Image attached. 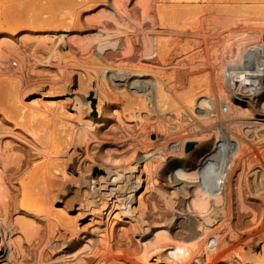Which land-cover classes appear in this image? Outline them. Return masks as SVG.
<instances>
[{
	"label": "bare ground",
	"instance_id": "obj_1",
	"mask_svg": "<svg viewBox=\"0 0 264 264\" xmlns=\"http://www.w3.org/2000/svg\"><path fill=\"white\" fill-rule=\"evenodd\" d=\"M89 1L90 0H88V2ZM101 1L100 2L96 1L99 3L96 2L93 3L92 0L89 3L82 1L81 2L76 1L77 3L76 2L70 3L64 1L62 4L58 3L57 5L52 2L46 3L45 0V3H37V4L38 7L40 6L39 8L42 11L43 9L46 8L45 11L46 15L44 14L45 16H43L42 14L41 15L37 14L38 15L37 16L36 13L39 10L37 9V6L35 7L37 9L36 13L31 12V9L27 10V8H29L30 6L31 7L35 6L33 5L34 3L32 5L27 6L25 1L21 0L19 1L22 2L20 4L26 5V7L23 5L24 11L27 10L29 13H33V14L29 15V13L26 12L27 14L25 15V19L23 16L24 25L22 23H19L20 25L22 24L23 26H19L18 24L16 30L18 29V27L21 28L17 32H14L15 31L14 28L12 29L14 30L13 32L2 31V28H0L1 29L0 47L2 48L0 49V53H1L0 66H3V63L12 64V62L15 61L18 64V65L16 64V66H19L20 70L23 71V69L27 65V62L29 65L31 59L35 60V58H32L30 56L29 58H27V56L29 54H32L33 51H34L33 54L36 57V59L41 60L39 59V56L40 58L44 57V56L41 57L43 54L41 52L49 51L50 50L49 48L51 46L49 47L46 40L37 37L38 31L36 29L38 28L50 29L51 26L53 27V23L59 22L56 19L58 18L60 20L61 19L63 20L59 22L60 23L59 26L65 29L62 32L61 30L58 31L59 33H57V31H54L53 29L52 30L54 31V34L57 35L58 38L63 41L64 44L63 46L69 44L67 47L71 51V53L74 52L75 55L80 53L78 57H80L81 59L95 57L97 58L96 60H99L98 63L101 62L100 64H102V67L105 66L106 69L109 67L113 68V67H119L125 65L128 68H131L130 71L132 72L131 74H128L130 76L124 75L123 77H120L122 83L119 82L118 80L116 81L115 79L116 84L114 85L113 82L111 84L112 86H109L106 83H101L102 81H99L100 84H97L95 86L96 88L90 86L89 84L88 86L85 84L88 90L83 88L85 86L81 87L87 91L86 93L88 92L90 93L87 99V105H91L90 109L93 108V111L96 114L94 115L97 116L95 120H93L92 117L90 116L93 121L90 118L85 119L86 112L80 110L81 109L80 106H78L79 108L77 107L78 110L80 111H77L78 114L76 113L77 114L76 116L75 113L74 114L72 113L73 115L70 114V111L67 108L69 104L67 103L68 101L67 102L65 101V99H64L65 101L64 104H68V105L61 104V102L59 101L60 105L50 106L48 101L47 103L46 101H43L42 97L41 98L37 97V99L34 100L32 104L30 103V106H28V108L25 110L24 108L27 107V104L23 103V101L20 100L19 103L22 102L21 104H24V106L15 105L17 106L16 111L15 109L14 111H12L11 107L9 108L8 106L5 105V103L0 102V264H162V261L165 260V258L161 261V257L162 255L166 256L165 253H168V255L175 256L177 259L180 260L182 257L186 255L185 250L178 248L180 242L178 243L176 240L171 241L172 236H169L171 239L170 238L168 239L167 237V240H170L172 245L174 242H177L178 243V244L176 243L177 246L173 245L174 247L167 248L165 244L167 240L165 239L166 240L165 243L164 241L161 242V244L164 243L165 246L160 245L157 247L155 246V248L153 249L151 248V250L150 248L146 249V251L144 252L147 253L143 255L142 262H139L138 257H140L141 255V247L144 246V244L146 243H142L141 242L142 240L136 239L137 237L135 238V236L138 233L139 229L140 230L145 229V228H141L143 227L141 225L142 224L144 225L145 222V227H146L147 225L146 222L148 219L150 220V221L148 220V222H151L152 224L151 214L153 211H155L154 210L155 205L156 206L159 205L158 203L160 202L158 201L163 200L162 203L167 202L164 200H165V196L170 194L168 191L170 190L172 191V193L170 194L171 196L172 194L177 195L176 193L177 190H182L179 192L185 193L186 196L184 195V197L186 198L183 199L184 197L182 193L183 198L182 197L181 198L183 199L182 201L183 204H180L181 211H178L177 213L173 212L176 215L175 217L170 216L171 217L170 219L173 218L176 219V221L181 222L179 223L182 225L180 226V228H182L184 231L180 230V232L183 231L182 234L183 240H186L184 241L183 244H185V242L187 241L194 242L197 239L199 241V238L201 236L203 237L205 228L202 223V217H203L202 212L201 211L198 212L197 210L194 211L193 208H192L193 210L189 209V207L192 206V203L194 201H196L195 203H198L197 201H199V196L195 191L197 189L196 187H198L197 186L198 183L194 184L193 181H190L189 178L191 173L184 172L185 170L189 172L195 171V174L197 175H198L197 172L199 170L207 171L206 174L209 178H211V180H208V178L206 177L205 180L203 179L205 184L201 180L202 181L201 184L202 185L204 184L207 189L210 188L212 184L214 188H216L215 185L217 186L219 185L218 188L219 189L221 188L220 190H222L220 192L221 195L219 194L218 197L214 200V202L211 201L213 202L212 204H210V200L208 201L209 202L208 204H210V206L213 205V211L215 213L217 212L215 210H217L218 208L220 211V213L219 211L218 213L221 214L222 212V214H224V210L226 209L224 206V202H225L224 199H227L225 198L227 196L229 198L228 201H229L230 216L228 217H230L231 225L228 224L229 221L228 223L225 224H228L230 226L229 229L230 231L226 233L227 235L226 234L222 235L223 233L221 234L222 236L220 235V242H219L220 247L217 249L218 251L217 253L221 254V255L219 254L220 256L227 258L222 260V263L220 264H251L250 260H252L253 258L254 259L252 262L254 263L255 261H257L256 263H258V260H261L264 263L263 260L264 258V196L262 198L255 195L258 192L259 188L264 190V156L260 155V153L258 152H255L256 149H253V147H252L253 150L251 149L250 154H248L249 150L247 152V148H249V144L251 142L248 141L250 143H247V141L244 140L245 138H243L241 133L238 131L235 134L236 136L232 138L231 147L226 148L227 156L225 159L227 161L222 160L225 164L218 163L217 165V161L214 162L216 163V167L219 166L217 167L219 168V170H217V168L214 169L216 170L215 172L212 170L211 162H210L211 157L208 158V160L205 161L202 164V166H199L201 156H203V153L206 152L209 143L213 141L212 139L214 137L210 134V131H208V133L205 132V134L204 131L197 132V130L199 129L198 127H197L198 129L196 130L197 133L196 134L194 133L192 135L191 133H193L194 128L193 130H190L189 129L190 125L188 126L190 135H188L189 133L186 134L184 130L185 128L183 129V125H184L182 123L183 118H180L181 113L183 114L185 110L187 111V109H189L190 106L192 107L191 109L194 108L193 107L194 105L192 103L195 102L196 97L202 96L203 93L204 95H207L206 98L209 99V100L207 99V101H210L209 104L211 103L209 109L212 107L210 109V113L211 114L213 113L214 116L220 115V113H218L220 109L219 101L222 100V102L225 101L228 104L229 106L228 108L231 111V113L234 112L235 114L238 111V109H240L247 113H249L250 111L251 113L255 114L257 117H264V110L259 111L258 109L254 110L252 108V106L257 105L255 103L258 98L264 99V94L261 95L257 94L254 95V97L252 96L253 98H249L246 97V95L243 94L242 91L237 92L238 90L236 91L234 90L235 92H237V94L235 93V95H229L230 92L227 91L228 92L227 94V92L223 89L224 88L223 84H221L220 81L218 82V78L222 74L221 65L224 63V59L221 58V54L225 52L224 48L230 46L229 45L231 43L230 41H234L233 38L235 36H238L239 34L242 35L250 31L253 32L252 31L253 28L250 27L251 26L250 24L252 23L251 20L253 19L250 13L252 14L257 13V15L255 14L256 16H258V14L260 15L261 12H264V6H263L264 3L260 4L261 2L260 0L259 3L258 2H256L257 4L255 3L256 5L252 3L253 0H158L157 3L155 4L152 3L154 6H148L146 4L147 6L142 5L144 6L142 7L140 5H136V6L118 5L116 3L117 1L114 2L116 4H112L113 3L112 1L115 0L112 1L110 0L112 3L110 4L108 3L109 5L106 2H101ZM120 2L118 3L120 4ZM122 3L124 4V2ZM247 3L250 4L252 3V4L250 6H247L248 5ZM22 5L18 6L17 4L18 6L17 8H20ZM15 6L12 5V7ZM35 8L32 7V11ZM77 8H79V10L76 13ZM80 8L84 9L82 13L81 12L79 13V11L82 10ZM20 9H22V7ZM42 11L39 12L42 13ZM21 12L20 15H22ZM83 14H86L85 15L86 20L89 19L91 21L87 20L89 22H86L85 24H83V22H85L83 21L82 24L84 26H82V24L79 25L78 24L79 21H77L76 24L75 17H77V20H79L78 19V15H79L80 20L82 21L83 19H81V16L84 17ZM261 14L264 15L263 13ZM27 15L32 16V18L28 17L26 20ZM261 16H259L258 18L260 19ZM29 18L31 19V22ZM258 18L254 17L253 21H256L255 19ZM8 19L9 18L7 17V22ZM18 19H20L19 16ZM54 19L56 20V22H54ZM259 21L262 22L261 20ZM15 23L16 22H14V25H16ZM2 25L3 24H1V26ZM78 25L80 27H85L83 28L84 30L77 31L75 27H77ZM2 27L4 28V26ZM255 30L256 29H254V32ZM41 31L43 32V30ZM42 32H40L39 35H41ZM82 32H83L82 41L78 42L77 39L78 37H72L75 34L81 35ZM260 34L262 33L260 32ZM84 39L86 41H83ZM32 46H34L35 48L34 47L32 48ZM24 48H26V50ZM30 48L36 50L32 51L31 49V52H29ZM77 49L79 50V52L75 53L78 51ZM230 49L232 48L230 47ZM59 50H56L57 54ZM26 51L29 52L28 55L26 54L27 53ZM235 51L237 52V50ZM234 52H230V54L228 53L229 55L226 56H230ZM51 53L53 52H49L48 54ZM35 54H38L39 56ZM236 54H234V56H236L235 60H237L238 58V55ZM249 56L250 54L248 55V57ZM222 57L224 58V56ZM219 58L222 59V60L220 59V63L218 62ZM251 58L253 59L254 57ZM47 59H49V57ZM254 59L256 60V58ZM37 60H35V62ZM43 60L45 61V59ZM239 60L240 59H238L237 60L238 62L236 63H240ZM54 61L56 63V60ZM93 61L95 60L93 59ZM11 64L10 66L12 67ZM41 64H45V63H41ZM7 65L5 68V64H4L3 67L5 69H2L3 72L10 69V66ZM30 65L32 66V64ZM240 65L241 64H239V66ZM58 66L60 67L61 65ZM254 66L255 64L251 63V65L246 66L244 69L249 68L255 71L256 69H254ZM88 67L87 69H89ZM17 68L18 67H16V71L17 72L20 71L19 69L17 70ZM27 68L28 67H26L25 69ZM64 68L63 71H60L61 69L59 71L63 73ZM87 69L85 68V70ZM106 69L104 70L106 71ZM29 70L31 71V68ZM2 71H0L1 75H2ZM22 71H21L22 75L26 73L24 72L25 70L23 72ZM9 72H11V70H9ZM8 73H4V74H8ZM37 73L35 72L36 76ZM46 73H47V69H46ZM62 73L60 74L63 75L66 73V71L63 74ZM21 74L19 72L18 76ZM39 74L42 75L43 73L39 72ZM66 74H68V72ZM13 75L15 74H12V76ZM6 76L9 77V74ZM6 76L4 75L5 82H6ZM82 76H78V77L81 78ZM93 76L95 75L93 74ZM223 76L224 75H222L221 77ZM42 77L43 75L40 76L39 78ZM22 78L23 77H21V79ZM24 78L26 77L24 76ZM9 79L11 78L9 77ZM26 79L24 81H26ZM14 80L15 77L11 79L12 82ZM85 80L82 81L86 82ZM47 81L49 82V80ZM117 82L121 83V85L119 84L117 85ZM18 83L16 87L14 85H11V87L14 86L16 88L12 90V92L16 90L15 94L16 96L19 97V99H21L24 94L27 95L26 93L32 92V91H26L29 89V88L26 89L27 88L26 85L23 84L18 85ZM96 83L98 82L96 81ZM236 83L238 84V82ZM51 84H53V82H51ZM241 84H239L240 85L239 87H241ZM8 86H10V84ZM8 86H6L7 91L9 90L8 88H10L11 90V87ZM37 86H39V84L38 85L36 84V87ZM54 86L55 85L53 84L50 89L53 90ZM33 87L36 88L35 86L32 85L31 88L33 89ZM79 87L80 86H78V89ZM60 89L58 90V88L56 89L55 87L53 91L54 92L59 91L60 93L62 91V88ZM240 89L243 90V88ZM80 90L82 93L83 92L82 89ZM231 91H233V89ZM51 92L52 91H50V94ZM122 92L123 93L125 92L126 94L131 93L130 95L132 96L133 94L134 97H135L134 94H136V96L139 95L140 97H146V98L149 96L150 97L153 96L154 98L153 97L152 98L155 99L156 101V105H157L156 107L159 109V110L157 109L158 110L157 113H159L160 111L163 117L159 116L161 118L158 117L157 122L156 119L154 118L156 123H154L153 125H151L152 121H150L149 124L147 121H146L147 123L142 122L144 119L150 120V118H146V117L149 116L148 113L150 114V112H152L153 105L141 100L142 102H139L140 106L139 105L138 106L140 107V109L145 110L148 116H145L143 120L141 119L142 121L141 120L138 121L139 123L138 126H140L138 127V129L142 131L138 133L136 119H138L137 114L140 113V111L137 112V114H135V112L132 111L131 108H133L132 106H134L133 103L135 101L133 99L134 102L131 101L130 103V99H132L133 97L131 98L129 97L130 95H124V94L120 95ZM83 94L85 95V92H83ZM251 95H253V92ZM41 96L47 98L46 93ZM202 99L204 100V98ZM196 101H200V100L198 99ZM16 102L18 101L16 100ZM202 102H200V104H202ZM206 102L204 100V103ZM203 105L206 107L205 104ZM191 109H190L191 113L190 112L188 113H190V115L193 114L196 119L195 115L197 113L195 114ZM11 112L14 113L15 116ZM125 112H127L128 115ZM123 113L127 115V118L129 116V119H131V116L137 117L135 119L136 121H130L129 119L126 120V116ZM226 113L229 112H227L226 110ZM10 114L13 115L14 117L12 116L10 117ZM140 115L139 118H142L140 117ZM72 116L75 117L71 118ZM16 117L20 119L19 120L17 118L20 122L18 123L16 122ZM200 117L202 118L201 115ZM11 118L12 119L15 118V119L12 121ZM187 118L189 121V117ZM56 119L58 122H56ZM59 119L65 123L63 124ZM202 121H204L203 118ZM59 122H61L60 123L61 125L59 124ZM55 123H58L59 125ZM77 123L78 124L81 123V125L83 124L82 127L93 129L91 135L89 134L90 130L88 131V133H85L86 138L88 136L87 134H89L90 135L89 137L92 138V139L90 138V140H93L95 138L100 139L99 143L98 142L97 143L99 144V146L101 145L103 149H107L108 151L107 153L105 152L106 156L104 152H103L104 155L100 154L103 156L102 157L103 159L99 157V154L97 156L98 157L97 159L101 158L102 160L106 161L105 163H107V167L109 163V167H108L109 169L107 170H110L109 173L110 174L112 173V175H110L109 180L108 179L107 180L113 183L114 188H109L108 193L109 194L113 193L114 196H112L111 198L109 197L110 199L107 202L105 200L107 198H105L104 196L108 197L109 194L107 195L103 193L104 191L101 192L103 193V197L105 199L100 201V203L101 202L103 203L99 209L93 207L89 208V205H87L88 201H86L87 203H85L84 194L86 192L81 189V186H83L84 182H82L83 184L80 182L83 179L80 180V178L74 172H72L71 170L72 168L70 166V161H71L70 159L73 156V152L69 151L70 152V154L68 152L69 157L67 156L66 149L70 147L69 145L71 143H69L70 142L69 140L71 139V137L73 138L74 136V135L72 136V131H74L73 126ZM203 123L205 124V122ZM55 125L56 127L58 125V128L54 127ZM60 126L62 127L64 126V128L61 127L60 130H58ZM74 127H76V125ZM78 127H80V125ZM170 127L176 128V132L178 134L174 135L173 133H170L171 130H169L170 132L168 131ZM81 128L78 129L79 131L77 134L81 133L80 132ZM152 131L154 132L151 133ZM135 132L136 134L138 133L137 135L141 134L142 138L141 139L136 138ZM161 133H165L164 135L165 137H163L164 139H161L160 137ZM245 134L244 136H247ZM80 135H82V139H84L83 141L85 142V138H84L85 136H83L84 134H80ZM253 136L257 140H259L262 134H260V132L255 131ZM78 138L80 139L81 136L80 137L78 136ZM78 138H76V140ZM151 138L152 140H150ZM247 138H249V136H247ZM79 139L77 141H81V139L80 140ZM83 141H81L82 145H83ZM189 142H192L194 147L186 151L185 146L188 145ZM72 146L74 145L72 144L71 147ZM95 146L96 144H94V147L92 146L91 148L93 151L96 149L98 150L99 148V147L97 148V146L95 148ZM171 147L173 149L175 148L176 151L172 150ZM75 148L76 147L74 148L72 147V151H74V153L76 152ZM88 149H89V145H88ZM112 149L114 152L112 151ZM92 150L90 152L88 150L86 151L92 153ZM61 152L62 153L66 152V156L68 158L66 157L67 159L63 158L65 160H61L60 157L63 155L58 157V155H60ZM96 152L98 153V151ZM99 152L102 153V149L99 150ZM183 152H185L184 155ZM97 153H95V155ZM160 161L164 162L165 165L163 163V168L161 170H158L156 165ZM229 162L231 163V169H232L231 172L229 171L230 172L229 178L227 179L225 177L227 180L226 179L221 180V178L217 179L216 177L219 176L222 169L224 170L226 169L227 164ZM102 163L104 162L102 161ZM105 163L104 165H106ZM160 163L158 167L161 166ZM126 170L128 171V174H126ZM249 170L250 172L251 171L253 172L252 173L253 176L251 175L250 177H248ZM124 171L126 175L123 173ZM156 172L159 173L160 176L162 175L163 178L164 177L167 178L166 182L163 181L165 183L160 181L161 183H163V186L166 188L167 193L165 195L164 192L165 189H164L163 191L164 193H159V195L161 194V197L164 196V198L163 199L161 198L162 200L153 201L154 203L158 202L155 203V205H153L154 203L151 202L152 204L151 205L150 203L148 204L147 200L148 198L149 199L151 198L150 201H152L151 195L154 196L153 191H155L156 193L157 190H161V191L163 190L161 189V187L158 188L155 187L158 186V184L161 185L157 181L156 182L158 184L156 185L154 181L155 180L154 178H156L154 174ZM121 173H123L125 176L127 175L129 176L127 177V179L130 178L129 184L127 182L126 184L125 183L119 184L120 182L119 178L122 176ZM201 173L203 172L200 171V174ZM214 175L217 176L214 177ZM114 176L115 178L113 179ZM194 177L195 179H197L196 175ZM111 179L113 180L111 181ZM215 180L216 182L214 184L213 182ZM153 181L155 183V186L154 185L152 186V184H154ZM105 182H106L105 184L110 183V182L107 183V181ZM70 185L71 186L75 185L76 187L74 191L71 190L73 192L71 196H69ZM105 187L102 186L101 189ZM98 190H100V188H98ZM150 190H152V192ZM173 190L175 191V194L173 193ZM80 192H82V194H79ZM150 192L152 194L148 197ZM87 195L88 194L86 193L85 196L87 197ZM178 195H180V193H178ZM201 195L203 196V194ZM177 196L175 197V199H177ZM62 197H66L67 199H63ZM168 197L166 198V200L168 199L172 200V197L171 198ZM181 198L179 199L181 200ZM85 199L89 200L88 198ZM101 199H102V195L100 197V200ZM124 200L125 202L127 200H130L133 203L135 201V205H133V207H130L131 205L129 204L130 206L128 205L129 206L128 208V206L126 205L127 209H129L125 211L126 213L124 212V210H126V208L123 205ZM94 201L93 199L89 201L90 205L92 203L95 205L96 202ZM170 203L173 202L170 201ZM168 204L167 205L161 204L162 206L165 207L161 206L160 209L164 210L167 208L170 210L171 209L174 210L175 207L172 208L171 206H174L175 203H173V205L169 204L170 206ZM184 204L186 205L185 206L186 209L183 206ZM203 204L205 203L203 202ZM149 205L153 206L154 209ZM120 206L121 207L123 206L125 209L121 210ZM182 206L184 207L186 212L185 211L183 212L184 209H182ZM37 209L38 210L40 209V211H38ZM160 209L158 210L161 212ZM103 210H105V213L103 212ZM175 210L177 211V208ZM159 211H157L156 213L158 214ZM213 211L211 210V212ZM123 212L126 215L130 214V216H125ZM161 213H163V215L164 213H166L167 215L168 212L162 211ZM163 215L160 214L159 217ZM166 215L164 216V219L165 217H168ZM170 215L172 214L170 213ZM210 215L209 218L211 217ZM224 215H221L220 217L222 218V216ZM214 216L216 215L214 214ZM154 217L156 216H153V218ZM159 217H156L158 220H156L155 218L156 224L155 222L154 224L156 226H157V221L159 222V220L161 219V218L159 219ZM227 218L224 216L223 220L227 222V220H225ZM220 220L221 222H223L222 219ZM220 220H218V222ZM164 221L167 220L165 219ZM164 221L162 223L160 221L158 225H160L161 223L160 226L162 227L163 223L166 224V222ZM171 221L169 220L167 221V223L168 222L170 223ZM140 222L143 223L141 225H138V223ZM152 226H150V224L148 223L146 229H150V227ZM176 226L178 227L179 225ZM176 226H172L173 227L172 231H174V233L176 230ZM146 229L145 231H148ZM160 229L161 228H159V230ZM214 230L216 231V226ZM210 231L212 232L213 229H211ZM223 231L225 232V230ZM142 238H145V236ZM201 242L203 243L204 241H202L201 239ZM202 243L201 245H203ZM187 244H189V242ZM227 244H229L230 246H228ZM201 245L198 247H201ZM226 245L228 247H226ZM205 246L204 248L207 247ZM210 246L211 245H209V247ZM223 246L226 247L225 250L224 248H222ZM204 252L206 253L207 251L204 250ZM209 254L210 252H208V255ZM208 255L206 253L205 256L207 257ZM219 255H216V257ZM200 257L201 256H199V258ZM207 258L209 259V257ZM211 258L213 257H210V259ZM179 260L177 261L178 264L181 263V260L180 261ZM197 260L195 259V262L198 263Z\"/></svg>",
	"mask_w": 264,
	"mask_h": 264
},
{
	"label": "rangeland",
	"instance_id": "obj_2",
	"mask_svg": "<svg viewBox=\"0 0 264 264\" xmlns=\"http://www.w3.org/2000/svg\"><path fill=\"white\" fill-rule=\"evenodd\" d=\"M19 1H21V0H0V28H2V31H8V32H13L14 30H12L13 28L15 29V31L14 32H17L18 30H20V28L21 27H18V29L16 30V27H17V25L19 24V23H24L23 21H24V19H25V15L27 14V13H29L27 10H30L31 9V12H34V13H36V10L37 9H39L38 11H37V13H36V15L37 14H42L43 16H45L46 15V13H45V11H46V8L45 9H43V11L38 7V4L37 3H45V0H40V2H39V0H24L25 1V3H26V5L27 6H29V5H32L33 3V5H35V6H32L33 8H35L36 6H37V9L35 8V9H33V11H32V7L30 8H27V10L26 11H24V7H23V5L26 7V5L25 4H20V3H22V2H19ZM23 1V0H22ZM38 1V2H37ZM42 1V2H41ZM64 1H66V2H72V3H74V2H88V0H46V3H50V2H52V3H54V4H57L58 5V3H60V4H62ZM91 1V0H90ZM89 1V2H90ZM96 1H101V0H92V2L93 3H95ZM110 1V0H109ZM108 0L107 1H101V2H106L107 4L109 3H112V4H118V5H125V6H133V5H140V6H142V5H145V6H154L153 4H155V3H157V1L158 0H115V1H110L109 2ZM117 1V2H116ZM121 1V2H120ZM132 1H134V2H132ZM146 1V2H145ZM261 1V2H260ZM253 0V4H255L256 2H260V4L261 3H264V0ZM14 2H15V4H14ZM19 2V3H18ZM76 2V3H77ZM88 2V3H89ZM91 2V3H92ZM99 2H96V3H99ZM114 2H116V3H114ZM118 2H120V4L118 3ZM122 2H124V4L122 3ZM126 2H128V3H126ZM13 3V4H12ZM18 4V6L19 5H22L21 7H22V9H20V8H17L18 6H17V4ZM131 3V4H130ZM140 3H142V4H140ZM144 3V4H143ZM153 3V4H152ZM251 3V4H252ZM108 4V5H109ZM127 4V5H126ZM147 4V5H146ZM149 4H151V5H149ZM248 4V5H247ZM246 5L247 6H250L251 4L250 3H247ZM257 4V3H256ZM255 4V5H256ZM12 5H16L15 7H12ZM263 6H264V4H263ZM142 7H144V6H142ZM17 9V10H15V9ZM12 9V10H11ZM15 10V12H14V10ZM80 9H82V8H80ZM23 11V12H21V11ZM78 10H79V8H77V10H76V13L78 12ZM84 9H82L81 11H79V13L81 12L82 13V11H83ZM13 11V12H12ZM42 11V13H40V12ZM252 11H253V9H252ZM17 12H19V13H17ZM20 12H21V14L22 15H20ZM27 12V13H26ZM12 13V14H11ZM261 13H263L264 14V12H261ZM260 13V15L258 14V16H256L257 15V13H250L251 14V17L254 19V17L255 18H258L259 16H261L262 14ZM33 13H29V15H32ZM45 14V15H44ZM256 14V15H255ZM9 15V16H8ZM11 15V16H10ZM77 15V14H76ZM84 15V17H82L81 16V19H83L82 21L80 20V16L78 15V19L79 20H77V17H75L76 18V24H77V21H79L78 22V24L80 25V24H82V22L83 21H85V22H83V24H85L86 22H89V21H91V20H89V19H87V20H89V21H87L86 20V18H85V15L86 14H83ZM252 15H254V16H252ZM6 16V17H5ZM14 16V17H13ZM18 16H19V18L21 19V21H20V19H18ZM22 16V17H21ZM23 16H24V19H23ZM38 16V15H37ZM263 16L264 15H262L261 17H260V19L259 20H261L262 22H260L258 19H255L256 21H253V19L251 20L252 21V23L250 24L251 26L250 27H252L253 28V32H248V33H245V34H242V35H238V36H235L233 39H234V41H235V43H234V41H230L231 43L229 44L230 46H227V47H225L224 48V53H225V55H224V53H222L221 54V58L222 59H224V63L221 65L222 66V70H221V76L222 75H224L223 77H221V76H219V78H218V82L220 81L221 82V84H223V89L227 92H230L229 93V95H235V93L237 94V92H240V91H242L243 92V94H245L246 95V97H249V98H253L254 97V95H257V94H259V95H261V94H264V18H263ZM4 17V18H3ZM7 17L9 18L8 19V22H7ZM17 17V18H16ZM28 17H31L32 18V16H26V20H27V18ZM10 18H11V20H10ZM13 18V19H12ZM5 19V20H4ZM30 19V18H29ZM59 22L62 20H60V19H58V18H56ZM17 20V21H16ZM25 20V21H26ZM19 21V22H18ZM63 21V20H62ZM14 22H16L15 24L16 25H14ZM18 22V23H17ZM29 22V21H28ZM27 22V23H28ZM30 22H31V19H30ZM54 22H56V20L54 19ZM59 22H57V23H53V27L51 26V28L49 29H46V28H43V29H36L38 32V36L37 35H35V36H37L38 38H41V39H44V40H46V42L48 43V45H49V51H44V52H41V53H43L42 54V56L41 57H43V58H40V56L38 55V54H35V55H38L39 56V59H41V60H37L36 59V57L34 56V51L33 50H36V49H32L34 46H32V48H30V51L29 50H27V51H29V52H31V49H32V54H29L28 55V53L29 52H27L26 54L28 55L27 56V58H29V56L30 57H32V58H35V60H37L36 62H35V60H33V59H31L30 60V64H32V66L30 65V67H29V65H28V62H27V65H26V67H28L27 69H23V71L24 72H26V73H24L23 75L27 78H24V76L21 74V71L22 70H20V68H19V66H16V62L14 61V62H12V67L10 66V64H8V63H3V66H4V64H5V68H6V65L8 64L9 66H10V69L9 70H11V72H9V70H6V71H8V72H6V71H2V69H5L3 66H0V68H1V70L0 71H2V75L0 74V90H2V91H0V102H2V103H5V105L6 106H8L9 108L11 107L12 108V111H14V109H15V111H16V108H17V106H15V105H18V106H20V105H23L24 106V104H21V103H19L20 102V100L21 101H23V103H25V104H27V107L26 108H24V110L25 109H27L28 108V106H30V103L32 104L33 102H34V100H36L37 99V97L38 98H43V101H48L49 102V104H50V106H58V105H60V102H61V104H64L65 103V101L69 104H64V105H68V109H69V111H70V114H74L75 113V116L78 114V112L77 111H80V110H82V111H84V112H86V118L85 119H91V117H92V119L93 120H95L96 118H97V116H95L96 114H95V112L93 111V108L92 109H90L91 108V105H87V99H88V97H89V92L88 93H86L87 91L86 90H84V89H87L86 88V85L88 86V84L90 85V86H93L94 88H96L95 86L97 85V84H100V82L99 81H102L101 83H106L107 85H109V86H112L111 84L114 82V85L116 84V82H115V79H116V81L118 80L119 82H121L122 80L120 79V77H123L124 75L125 76H130V75H128V74H131L132 72L130 71V69L131 68H128L127 66H125V65H122V66H119V67H109V68H107L106 69V67L105 66H103L102 67V64H100L101 62H99L98 63V61L99 60H96L97 58H83V59H81L80 57H78L79 56V54L80 53H78L79 52V50L77 51V52H75V53H78V54H74V52H72L73 54H74V56H73V54L71 53V51L68 49V45L69 44H67L66 46H63L64 44H63V41L62 40H60L59 38H58V36L57 35H55L54 34V31H57V33H59L58 31H60L61 30V32L65 29H63V27H60L59 26ZM10 23V24H9ZM62 23V22H61ZM1 24H3L2 26H4V28H6V29H4L2 26H1ZM20 25L19 24V26H23V25ZM29 24V23H28ZM31 24V23H30ZM82 24V26H84ZM54 25H56V26H54ZM77 26V27H75V29H77V31H79V30H84L83 28H85V27H80V26ZM252 25H254V26H252ZM15 26V27H14ZM45 27H46V25H45ZM55 27V28H54ZM59 27V28H58ZM78 27H79V29H78ZM9 28H11V29H9ZM61 28V29H60ZM82 28V29H81ZM54 31H53V30ZM254 29H256L255 30V32H254ZM1 30V29H0ZM35 30V31H36ZM41 30H43V32L41 31ZM49 30H51V31H49ZM48 31V32H47ZM53 31V32H52ZM40 32H42V34L41 35H39V33ZM260 32L262 33V34H260ZM44 33V34H43ZM80 33V32H79ZM43 35V36H42ZM251 35V36H250ZM40 36V37H39ZM72 37H78L77 39H78V42L79 41H82V39H83V32H82V34L81 35H79V34H75V35H73ZM51 38V39H50ZM237 40V41H236ZM50 41V42H49ZM83 41H86L85 39L83 40ZM57 42V43H56ZM52 43H54V44H52ZM56 43V44H55ZM60 44V45H59ZM62 44V45H61ZM52 45H53V47H52ZM56 45V46H55ZM236 47H235V46ZM61 48H60V47ZM79 46H81V45H79ZM230 47L232 48V49H230ZM233 47H234V49L235 50H237V52L233 49ZM35 48V47H34ZM238 48V49H237ZM0 49H2L1 47H0ZM25 50H26V48H24ZM27 49H29V48H27ZM51 49H52V51H51ZM60 49V50H59ZM68 49V50H67ZM227 49V50H226ZM229 49V50H228ZM56 50H59L58 51V54H57V51ZM233 50V51H232ZM239 50V51H238ZM243 52H241V51ZM1 51H3V50H1ZM68 51V52H67ZM74 51V50H73ZM235 51V52H234ZM49 52H53V53H51V54H48ZM223 52V51H222ZM230 52H234V53H232L230 56H226V55H229L230 54ZM56 53V54H55ZM227 53V54H226ZM229 53V54H228ZM237 53V54H236ZM242 55H241V54ZM257 53V54H256ZM1 54V53H0ZM53 54H55V55H53ZM60 54V55H59ZM234 54H236V55H238V58H237V60L238 59H240L239 60V62L240 63H236V62H238L237 60H235V57L236 56H234ZM239 54H240V57H239ZM250 54V56L248 57V55ZM49 55V56H48ZM233 55V56H232ZM259 55H260V57H259ZM53 56H54V58H53ZM222 56H224V58L222 57ZM243 58H242V57ZM259 58H258V57ZM49 57V59H47ZM234 57V58H233ZM251 57H254V58H256V60L253 58H251ZM50 58H51V61H50ZM59 60H58V59ZM81 60H80V59ZM221 58H219L218 59V62L220 63V59ZM227 60H226V59ZM43 59H45V61L43 60ZM47 59V60H46ZM63 59V60H62ZM73 59V60H72ZM77 59H79V60H77ZM90 59V60H89ZM93 59L95 60V61H93ZM221 59V60H222ZM259 59V60H258ZM33 60V61H32ZM44 62H43V61ZM49 60V61H48ZM54 60H56V63H55V61ZM76 60V61H75ZM85 60H86V62H85ZM89 60V61H88ZM253 60V61H252ZM39 61V62H38ZM41 61V62H40ZM63 61V62H62ZM84 61V62H83ZM252 61V62H251ZM257 61H259V62H257ZM33 62V63H32ZM36 64H35V63ZM77 62V63H76ZM80 62V63H79ZM82 62V63H81ZM96 62V63H95ZM248 62H250V63H248ZM2 63V62H1ZM14 63V64H13ZM41 63H45V64H41ZM52 63V64H51ZM57 63H60V64H57ZM68 63V64H67ZM70 63V64H69ZM92 63V64H91ZM251 63L253 64H255V66H254V69H256L255 71H253V70H251V69H244L246 66H248V65H251ZM34 64H35V66H34ZM57 66H56V65ZM63 64H65V65H63ZM85 64V65H84ZM95 64H96V66H95ZM239 64H241L240 66H239ZM2 65V64H1ZM7 65V66H8ZM18 65V64H17ZM58 65H61L60 67L58 66ZM79 65H81V66H79ZM84 65V66H83ZM89 67H88V66ZM91 65V66H90ZM38 66V67H37ZM86 66V67H85ZM93 66V67H92ZM99 66V67H98ZM237 66V67H236ZM242 66V67H241ZM16 67H18L17 68V70L19 69L20 71H16ZM65 67V68H64ZM87 67L89 68V69H87ZM98 67V68H97ZM102 67V68H101ZM258 67V68H257ZM31 68V71L29 70ZM34 68V69H33ZM63 68H64V72L66 71V73L68 72V74H63L62 72H60V71H63ZM83 68V69H82ZM85 68L87 69V70H85ZM92 70H91V69ZM96 68H97V70H96ZM100 68V69H99ZM46 69H47V73H46ZM54 69V70H53ZM61 69V70H60ZM70 71H69V70ZM104 69H106V71L104 70ZM14 70V71H13ZM39 70V71H38ZM41 70H43V71H41ZM60 70V71H59ZM68 70V71H67ZM119 70H121V71H119ZM22 71V72H23ZM37 71H38V73H37ZM86 71V72H85ZM96 71V72H95ZM19 72H20V74L21 75H19L18 76V74H19ZM29 74H28V73ZM30 72H32V73H30ZM35 72L37 73V76H36V74H35ZM39 72L40 73H43L42 75H43V79L42 78H39L40 76H42L41 74H39ZM70 72V73H69ZM79 72H81V73H79ZM88 72V73H87ZM105 74H104V73ZM114 72V73H113ZM4 73H8L9 74V77L11 78V79H13L14 77H15V82L13 81H11V79H9V77L8 76H6V75H8V74H4ZM11 73V74H10ZM16 73H18V74H16ZM34 73V74H33ZM46 73V74H45ZM48 73H49V75H48ZM57 73V74H56ZM60 73H62L63 75H61ZM90 73V74H89ZM127 75H126V74ZM12 74H15V75H13L12 76ZM27 74V75H26ZM58 74H60V75H58ZM81 74V75H80ZM93 74L95 75V76H93ZM115 74V75H114ZM4 75L6 76V82H5V77H4ZM11 75V76H10ZM33 75H35V76H33ZM44 75H45V77H44ZM58 75V76H57ZM69 76V77H67V76ZM83 75V76H82ZM88 75V76H87ZM104 75V76H103ZM113 75H114V77H113ZM118 75V76H117ZM227 75V76H226ZM248 75V76H247ZM17 76V77H16ZM50 76V77H49ZM61 76V77H60ZM63 76V77H62ZM66 76V77H65ZM78 76H82L81 78L80 77H78ZM92 76V77H91ZM13 77V78H12ZM20 77V78H19ZM21 77H23L22 79H21ZM31 78V79H29V78ZM34 78V80H35V77H36V80L34 81L33 80V78ZM94 77V78H93ZM108 77V78H107ZM221 77V78H220ZM7 78H8V80H7ZM17 78V79H16ZM50 78V79H49ZM53 78V79H52ZM63 80H62V79ZM66 78V79H65ZM69 79V81H68V79ZM83 78V79H82ZM87 78V79H86ZM96 78V79H95ZM26 79V81H24ZM49 80V82L47 81V80ZM81 79V80H80ZM86 79V80H85ZM90 79V80H89ZM92 79V80H91ZM112 79V80H111ZM219 79H221V80H219ZM227 79V80H226ZM19 80V81H18ZM20 80H21V82H20ZM43 82H42V81ZM65 80V81H64ZM82 80H85L86 82H84V81H82ZM88 80V81H87ZM110 80V81H109ZM235 80V81H234ZM11 83H10V82ZM19 83H18V82ZM35 83H34V82ZM68 81V82H67ZM96 81L98 82V83H96ZM110 83H109V82ZM229 81V82H228ZM5 82V83H4ZM38 82V83H37ZM41 82V83H40ZM48 82V83H47ZM51 82H53V84L55 85L53 88L55 89V87H56V89L58 88V90L60 89V88H62V93L60 92L59 93V91L58 90H56V91H58V92H54L52 89H50L51 88V86L53 85V84H51ZM82 82V83H81ZM89 82V83H88ZM108 82V83H107ZM119 82H117V85L119 84V85H121V83H119ZM236 82H238V84L236 83ZM241 82H242V84H241ZM10 84V86H8L9 84ZM15 83V84H14ZM17 83H18V85L19 84H23V85H26L27 86V88L26 89H28V90H26V91H32L31 93L30 92H28V93H26L27 95H25L24 93V95L22 96V98L21 99H19V97L18 96H16V94H15V91H13L12 92V90H14V89H16L15 87L17 86ZM43 83V84H42ZM57 83H58V85H57ZM84 83V84H83ZM96 83V84H95ZM29 84V85H28ZM36 84L38 85L39 84V86H37L36 87ZM45 84V85H44ZM50 86H49V85ZM60 84H62V85H60ZM79 84V85H78ZM86 84V85H85ZM236 84H237V86L239 87L240 85L239 84H241V87H239V89H238V87L236 86ZM11 85H14V86H12L13 87V89H12V87H11ZM35 86L36 88H34L33 87V89L31 88V86ZM233 85V86H232ZM253 85H255V86H253ZM6 86H8V87H11V90H10V88H8L9 90L7 91V87ZM62 86V87H61ZM78 86H80L79 87V89H78ZM82 86H85V87H83V88H81ZM65 87V88H64ZM227 87V88H226ZM31 88V89H30ZM229 88V89H228ZM240 88H243V90L242 89H240ZM66 89V90H65ZM78 89V90H77ZM80 89H82V91L83 92H85V95L83 94V92L81 93V90ZM228 89V90H227ZM233 89V91H231ZM247 89V90H246ZM52 91L51 92V94H50V91ZM61 90V89H60ZM64 90V91H63ZM88 90V89H87ZM236 90H238L237 92H235ZM257 90V91H256ZM9 91H11V92H9ZM45 91H48V92H45ZM71 91V92H70ZM121 91V90H120ZM38 92V93H37ZM79 92V93H78ZM128 92V91H127ZM228 92H227V94H228ZM250 92V93H249ZM252 92H253V95H251L252 94ZM2 93V94H1ZM12 93V94H11ZM14 93V94H13ZM46 93V95H47V98H44L43 96H41V95H43V94H45ZM53 93H55V94H53ZM57 93V94H56ZM65 93V94H64ZM250 94V95H248V94ZM10 94V95H9ZM49 94V95H48ZM76 94V95H75ZM122 94H124V95H130L131 93H129V94H126L125 92L123 93H121L120 95H122ZM226 94V95H227ZM13 95H14V97H13ZM56 95V96H55ZM135 95V97L133 96V94H132V96L130 95L129 97H133L132 99H130V103H131V101H133V99H134V101L135 102H137L138 100H140V101H138L137 103H135L134 101V103H133V105L134 106H132L133 108H131L132 109V111H134L135 112V114H137V112H139L140 111V113H141V115H140V113H138L137 115V117H138V119H136L137 117H134V116H131V119H129V116H128V118H127V115H128V113L127 112H125L126 114H124L125 116H126V120L127 119H129L130 121H136L137 122V129H138V127H140V126H138L139 125V123H138V121H140L141 119L143 120V118H145V116H148V117H146V118H150V120L149 119H144L142 122H148V124L150 123V121H152L151 123V125H153L154 123H156L158 120V117L159 116H162V114L160 113V111H159V113H157L158 112V108L156 107L157 105H156V101H155V99H153L152 97H147L148 98V100H147V98L146 97H140L139 95L138 96H136V94H134ZM200 95H201V93H200ZM228 95V96H229ZM11 96V97H10ZM80 96V97H79ZM253 96V97H252ZM207 97V95H204V93L202 94V96H199V97H196V99H195V104L194 103H192L193 105V109H191L192 107L190 106V108L189 109H187V111L185 110L184 112H183V114L181 113V115H180V118H183V129L185 130V133L187 134V133H189L188 135H190V132H189V129L190 130H193V128H194V130H193V133H191L192 135L195 133H197V132H201V131H204V134H205V132L206 133H208V131H210V134L214 137L212 140V142L211 143H209V146H208V149L206 150V152L205 153H203V156H201V158H200V163H199V166H202V164L205 162V161H207L208 160V158H210L211 157V160H210V162H211V167H212V170L215 172L216 170H214L215 168H217V167H219V166H217L216 167V163H214V162H216L217 161V165H218V163H222V164H225L223 161H227L225 158H226V156H227V151H226V148H229V147H231V143H232V138L233 137H235L236 135V132H240L241 133V135L243 136V138H245L244 140L245 141H247V143H250L249 144V148H247V152H248V150H249V152H248V154H250V152H251V149H252V147H253V149H256V151L255 152H258V153H260V155H263L264 156V117H257L255 114H253V113H251L250 111H249V113H247V112H244V111H242V110H240V109H238V111L234 114V112H232L231 113V111L229 110V106H228V104L224 101V102H222V100H220L219 101V104H220V109H219V112L218 113H220V115H216V116H214L213 115V113L211 114L210 113V109L212 108H210L209 109V107H210V104H209V102L210 101H207V99L208 98H206ZM12 98V99H11ZM19 100H18V99ZM80 98V99H79ZM82 98H83V100H82ZM201 98V99H200ZM202 98H204V100H205V102L206 103H204V100L202 99ZM13 99H14V101H13ZM18 101V102H16V100ZM64 99H65V101H64ZM78 99V100H77ZM138 99V100H137ZM200 100V101H196V100ZM56 100V101H55ZM61 100H63V101H61ZM77 100V101H76ZM81 100V101H80ZM129 100V99H128ZM144 101V102H146V103H150V104H152L153 105V109H152V112H150V114L148 113V115H147V113H146V111L145 110H142V109H140V105H139V102H142V101ZM209 100V99H208ZM224 100V99H223ZM60 101V102H59ZM203 101V102H202ZM47 102V103H48ZM59 102V103H58ZM198 102V103H197ZM200 102H202V104H200ZM221 102V103H220ZM15 103H17V104H15ZM80 105H79V104ZM255 103V102H254ZM29 104V105H28ZM203 104H205L206 105V107L203 105ZM226 104V105H225ZM255 104H257L256 106H252V108L255 110V109H258L259 111L260 110H264V99H257L256 100V103ZM12 105H14V106H12ZM139 105V106H138ZM198 105H201V106H198ZM22 106V107H23ZM26 106V105H25ZM78 106H80V110H78ZM154 106H155V108H154ZM77 109H76V108ZM139 107V108H138ZM222 107V108H221ZM199 108V109H198ZM207 108V109H206ZM224 108V109H223ZM87 109V110H86ZM90 109V110H89ZM158 109V110H157ZM190 109L191 110H193V112L196 114L195 116H196V119H195V117H194V115L193 114H191L190 115V113H191V111H190ZM223 111H222V110ZM227 110V112H229V113H226V110ZM155 110H157V111H155ZM209 110V111H208ZM94 113H93V112ZM197 111V112H196ZM204 113H203V112ZM89 112V113H88ZM155 112V113H154ZM188 112H190V113H188ZM202 112V113H201ZM12 113V112H11ZM77 113V114H76ZM143 113H145V114H143ZM207 113V114H206ZM210 113V114H209ZM12 114H14V113H12ZM72 114V115H73ZM88 114V115H87ZM95 114V115H94ZM156 114H158V115H156ZM17 115V114H16ZM68 115H69V113H68ZM139 115H140V117H142V118H139ZM152 115V116H151ZM185 115V116H184ZM192 115H193V117H192ZM200 115L202 116V118H203V120L204 121H202V118L200 117ZM206 115V116H205ZM14 117L15 116V114H14V116L13 115H11L10 114V117ZM71 116V115H70ZM75 116H72L71 118H73V117H75ZM88 116V117H87ZM91 116V117H90ZM136 116V115H135ZM151 116V117H150ZM116 117V116H115ZM163 117V116H162ZM187 117H189V121H188V118ZM217 117V118H216ZM226 117H227V119H226ZM18 117H16V122L18 123V122H20L18 119H17ZM43 118V117H42ZM133 118H134V120H133ZM156 119V122H155V119ZM159 118H161V117H159ZM173 118H175V117H173ZM201 118V119H200ZM214 118V119H213ZM12 119V118H11ZM15 119V118H14ZM14 119H12V121L14 120ZM78 119V118H77ZM76 119V120H77ZM91 119V120H92ZM136 119V120H135ZM153 119H154V121H153ZM18 120V121H17ZM60 120V119H59ZM90 120V121H91ZM92 120V121H93ZM128 120V121H129ZM182 120V119H181ZM186 120V121H185ZM194 120V121H193ZM196 120V121H195ZM202 121V122H200V121ZM61 121V120H60ZM91 121V122H92ZM253 123H252V122ZM56 122H58L57 121V119H56ZM62 122V121H61ZM61 122H59V124L61 123ZM146 122V123H147ZM199 122H200V124H199ZM203 122H205V124L203 123ZM235 122V123H234ZM14 123H15V121H14ZM54 123V122H53ZM63 124L65 123V122H62ZM196 123V124H195ZM55 124H58V123H55ZM58 124V125H59ZM62 124V125H63ZM203 124V125H202ZM58 125H57V127H56V125L54 126V127H56V128H58ZM61 125V124H60ZM76 125V127H74ZM74 126H73V128H74V131H72V136H73V138L71 137V139H72V142H71V139L69 140L70 142L69 143H71L68 147L70 148H68V149H66V152H67V156L69 157V155H68V152L70 151V152H73V156H72V158L69 160L70 161V166H71V170H72V172H74L79 178H80V180H82V181H80L81 183L82 182H84V184H83V186H81V189L82 190H84L88 195H87V197L85 196V194H84V201H85V203H87L86 201H88V203H89V201H91L92 199H93V201L94 202H96V200L97 199H99V200H97V202H96V204L94 205L93 203V205L91 204L90 205V203L88 204L87 203V205H89V208H100L101 207V205H102V203L103 202H101L100 203V201H102V200H104L105 198H107V199H105L107 202L109 201V199L112 197V196H114V194L112 193V194H109L108 193V190H109V188H114V185H113V183H111L110 181H108L109 180V177H110V175H112V173L110 174L109 172H110V170H107V169H109L108 167H109V163H108V167H107V163H105L106 161H104V160H102L103 158V156L102 155H104L105 154V156H106V153L108 152L107 151V149H103L102 148V146L100 145L99 146V140L100 139H93V140H90V138L91 137H89L90 135H91V132H92V130L93 129H91V128H87V127H82V125H81V123H77V124H75ZM80 125V127H78V126ZM190 125V126H189ZM185 126V127H184ZM188 126H189V129H188ZM196 126V127H195ZM205 126V127H204ZM62 126H60L59 127V129L58 130H60V128H61ZM82 127V128H81ZM169 127V126H168ZM190 127H192V128H190ZM199 129H198V128ZM257 129H255V128ZM62 128H64V126L62 127ZM81 128V133L80 134H84L83 136H85L86 134L85 133H88V131L90 132L89 134H87L88 136H87V138H86V136L84 137L85 138V142L83 141L84 139H82V135H80V134H77L78 133V129H80ZM209 128V129H208ZM198 129V130H197ZM201 129V130H200ZM55 130V129H54ZM76 130V131H75ZM83 130H84V133H83ZM85 130H86V132H85ZM169 130H171V132L169 131ZM174 130H175V133H174ZM196 130H197V132H196ZM28 131V130H27ZM168 131L170 132V133H173L174 135H177L178 133L176 132V128H169L168 129ZM173 131V132H172ZM181 131V130H180ZM250 131H251V133H250ZM260 132V134H262V136L260 137V141L259 140H257L256 138H254V136H253V134H254V132ZM26 132V131H25ZM57 132H59V131H57ZM76 132V133H75ZM136 132H137V130H136ZM136 132H135V136H136V138H138V139H141L142 138V136H141V134L140 135H137L139 132H142L140 129H138V133L136 134ZM154 131H152L151 133H153ZM192 132V131H191ZM27 133V132H26ZM74 133V134H73ZM203 133V132H202ZM245 133H247V134H245ZM253 133V134H252ZM143 134V133H142ZM244 134L245 135H247V136H249V138H251V139H249V138H247V136H244ZM80 137L81 136V141H83V145H82V143H81V141H77L79 138H78V136ZM165 135V133H161V135H160V137H161V139H164L163 137H165L164 136ZM203 135V134H202ZM253 137H252V136ZM89 137V138H88ZM76 138H78L77 140H76ZM249 139V140H247V139ZM256 139V140H254V139ZM79 139V140H80ZM92 139V138H91ZM253 139V140H252ZM262 139V140H261ZM150 140H152V138L150 139ZM76 141V142H75ZM93 141V142H92ZM248 141H250V142H248ZM252 141H253V143H252ZM87 142V143H86ZM98 142V143H97ZM256 142V143H255ZM258 142V143H257ZM68 143V144H69ZM85 143V144H84ZM89 143V144H88ZM93 143V144H92ZM74 145V146H72L73 148L74 147H76L75 148V153H74V151H72V147H71V145ZM94 144H96V146H97V144H98V146H97V148H98V150L96 149V150H94L95 151V153H97L96 151H98V153L95 155V153H94V151L91 149L92 148V146L94 147ZM257 146V148H256V146ZM82 147H81V146ZM88 145H89V149H88ZM96 146H95V148H96ZM84 147V148H83ZM186 147V151H188L189 149H191V148H193L194 147V145H193V143L192 142H189L188 143V145H186L185 146ZM189 147V148H188ZM87 148V149H86ZM172 148V147H171ZM94 149V148H93ZM102 149V153L101 152H99V150H101ZM177 149H179V148H177ZM252 149V150H253ZM74 150V149H73ZM84 150H85V152H84ZM86 150H88L89 152L92 150V153H94V154H92V153H89L88 151H86ZM172 150H175V148L173 149L172 148ZM64 151H65V149H64ZM112 151H113V149H112ZM176 151V150H175ZM224 151V152H223ZM66 152H64V153H62L61 152V154L60 155H58V157H60L61 155H63V156H61L60 158H61V160H65V159H63V158H66L67 156H66ZM70 152H69V154H70ZM103 152H104V154H103ZM106 152V153H105ZM114 152V151H113ZM88 153V154H87ZM112 153V152H111ZM182 153V152H181ZM262 153V154H261ZM72 154V153H71ZM75 154V155H74ZM98 154H99V157H101L100 159L106 164V165H104V163H102V161L100 160V159H97L98 157ZM100 154H102V155H100ZM185 154V152H183V155ZM65 156V157H64ZM67 157V158H68ZM74 157V158H73ZM66 158V159H67ZM83 158V159H82ZM105 158V157H104ZM82 160V161H81ZM223 160V161H222ZM256 160V159H255ZM85 162V163H84ZM161 162V163H160ZM159 163L161 164V166H159L158 167V165H159V163L156 165L157 166V168H158V170H161L162 168H163V163L164 162H162V161H160ZM255 162V161H254ZM164 165H165V163H164ZM220 165V164H219ZM160 168V169H159ZM79 169V170H78ZM105 169H106V171H105ZM82 170H84V171H82ZM217 170H219V168H217ZM224 169H222L221 170V173L219 174V176H215L214 175V177H216L217 179L219 178H221V180H223V179H228L229 178V174H230V172H231V163L229 162L228 164H227V167H226V169L223 171ZM250 170H252V169H250ZM250 170H249V172H248V177H250L251 175H252V171L250 172ZM184 171V170H183ZM200 171L201 172H203V173H201L200 174ZM230 171V172H229ZM79 172H81V173H79ZM106 172H108V173H106ZM157 172H159V171H157ZM155 173L154 174V176L156 177V178H154L155 180V183H156V185L158 184V183H160L161 185H159L158 184V186H155V183H154V181H153V183L154 184H152V186L154 185L155 187H161V189H163L162 191L161 190H157L156 191V193H155V191H153V193H154V196H156V197H154L153 195H151L152 193V190H150L151 192L149 193V195H148V197L151 195V197H152V201H150L151 200V198L149 199L148 198V200H147V202H148V204L150 203L151 204V202H153V201H155V200H162L163 198H164V196H162L161 197V194L159 195V193H164L165 192V195H166V188L163 186V183H165L166 182V179L167 178H163V176H162V178H161V176L159 175V173ZM184 172H187V173H191V175H190V178H189V180L190 181H193L194 182V184L196 183H198L197 184V186L198 187H196L197 189L195 190L196 191V193L198 194V196H199V201H197L198 203H195L196 201H194L193 203H192V206H190L189 207V209L190 210H193L194 209V211H201L202 212V215H203V217H202V223H203V226H204V228H205V230H204V233H203V237L201 236L200 238H199V241H200V243H199V241H198V239L196 240V241H194V242H192V241H187V242H185V244H183L184 243V241H186V240H183V229L182 228H180V226H182L181 224H179V223H181V222H178V221H176V219H170L171 217L170 216H174L175 217V215L176 214H174V213H177L178 211H181L180 210V208H181V206H180V204H183L182 203V201H183V199H185L186 197H184V195H185V193H183V197H182V193L181 192H179V191H182V190H177V195H178V193H180V195H176L175 194V191L173 190V193L175 194V195H171L170 196V194L172 193V191L170 192V191H168L169 193V195H167V196H165V200L164 201H167V202H164V203H162V201H158V202H160V203H158V202H155V203H158L157 205L158 206H156L155 205V203L153 204V205H155V209H154V207L153 206H151V205H149L150 207H152L155 211H153L152 212V214H151V217H152V224H151V222H148V220H147V222L150 224V226H154L155 224H156V220H158L156 217H159V215L160 214H162L163 215V213H161L162 211L163 212H168L169 213V215H168V213H167V215H166V213H164V215L163 216H160L159 217V222L161 221V223L166 219L167 221H171L170 223L168 222L167 223V221H164V222H166V224L165 223H163V225H162V227L160 226L161 225V223H160V225H158V221H157V228L154 226H152V227H150V229H146L147 228V225H148V223L146 222V227H145V222H144V225L140 222V223H138V225H141V226H143V227H141V228H145L146 230H148V231H145V229H139V231H138V235L136 234V236H135V238L136 239H138V240H142L141 242L142 243H146V244H144V246H142L141 247V255H140V257H138V261L139 262H142V258H143V255H145V253H147V252H144V251H146V249H148V248H150V250H151V248L153 249V248H155V246L157 247V246H162V245H164V243H165V241L167 240V237H168V239L170 238L169 236H172L171 238H172V240L171 241H174V240H176L178 243H179V245H178V248H181V249H184L185 250V253H186V255L184 256V257H182L180 260H181V263L180 264H189V263H194V264H206V262H207V264H220V263H222V260H224L225 258H227V257H223V256H220L217 252V249L220 247L219 246V242H220V235L222 234V235H225L226 233H228V231H230L229 229H230V226L229 225H231V222H230V217H228V216H230V214H229V198H228V196L227 197H225V198H227V199H224L225 200V202H224V206H225V208L227 209H225L224 210V214H222V212H221V214H219L220 213V211H219V209L217 208V210H215V211H217L216 213L213 211V205H211L210 206V204H212L213 202H214V200L218 197V195L220 194V192L222 191V190H220L218 187H219V185L217 186V185H215L216 186V188H214L213 187V184H212V186H210V188H206L205 187V183H204V180H205V178L207 177L208 178V180H211V178H209L208 176H207V171H205V170H199L197 173H198V175L197 174H195V171H184ZM229 172V173H228ZM124 174H125V171L123 172ZM123 173H121L122 174V176L119 178V184H126V182L129 184V179L130 178H128L127 179V177H129L128 175L127 176H125L126 174H128V171L126 170V174L124 175ZM193 173V174H192ZM80 174H82V175H80ZM107 174H109V175H107ZM157 174V175H156ZM205 174V175H204ZM222 174H223V176H222ZM196 175V177H197V179H195V176ZM228 175V176H227ZM116 176V175H115ZM115 176L113 177V179L115 178ZM125 176V177H124ZM153 176V177H154ZM253 176V175H252ZM82 177V178H81ZM103 177H104V179H103ZM106 177V178H105ZM194 177V178H193ZM210 177H211V175H210ZM226 177V178H225ZM124 178V179H123ZM160 180H159V179ZM101 179H103V180H101ZM108 179V180H107ZM113 179H111V181L113 180ZM156 179H158V180H156ZM204 179V180H203ZM226 179V180H227ZM202 180L203 181V185L201 184L202 183V181L200 182V181ZM105 181H107V183L108 182H110L109 184H105L106 182ZM158 183H157V182ZM163 182V181H165V182H163V183H161V182ZM123 182V183H122ZM215 182H216V180L213 182L214 184H215ZM218 182H221V181H218ZM87 183V184H86ZM200 183V184H199ZM127 184V185H128ZM220 184V183H219ZM86 185V186H85ZM201 185H202V187H201ZM79 186V185H78ZM102 186L103 187H105V188H103V189H101L102 188ZM151 186V187H152ZM203 189V191H202V189L200 188V187ZM163 187V188H162ZM74 188V189H73ZM75 185H70L69 186V191L71 192H69V196H71L72 195V191H74L75 190ZM98 188H100V190H98ZM164 189H165V191H164ZM72 190V191H71ZM88 190V191H87ZM200 190H201V192H200ZM218 190V191H217ZM255 190V189H254ZM104 191V192H103ZM107 193H106V192ZM159 191H161V192H159ZM164 191V192H163ZM83 192V191H82ZM82 192H80L79 194H82ZM101 192H103V193H105V194H109V196L108 197H106V196H104L103 197V193H101ZM199 192H200V195L201 194H203V196L201 195H199ZM205 192H207V193H205ZM90 194V195H89ZM97 194V195H96ZM102 195V199L100 200V197H101V195ZM94 195V196H93ZM96 195V196H95ZM99 195V196H98ZM118 195V194H117ZM159 195V196H158ZM221 195V194H220ZM255 195H257L258 197H262L263 198V196H264V190H262L261 188H259V190H258V192L255 194ZM83 196V195H82ZM89 196V197H88ZM172 197V200L171 199H168V200H166V198L167 197ZM174 196V197H173ZM177 196V199H175V197ZM186 196V195H185ZM97 197H99V198H97ZM110 197V198H109ZM160 197V198H159ZM168 197V198H169ZM183 199H182V198ZM63 199H67L66 197H62ZM69 198V197H68ZM79 198H80V196H79ZM82 198V197H81ZM85 198H88L89 200H86ZM153 198H154V200H153ZM155 198H157V199H155ZM162 198V199H161ZM179 198H181V200L179 199ZM130 199V198H129ZM82 200V199H81ZM204 200V201H203ZM210 200V204H208L209 201ZM83 201V200H82ZM83 201V202H84ZM122 201V200H121ZM169 201V202H168ZM170 201L171 202H173V203H175L174 204V206H171L172 208H174V210L173 209H164V210H161L160 208H161V206L162 205H164V204H170V205H173V203H170ZM177 203H176V202ZM180 203H179V202ZM205 203V204H203V202ZM207 203H206V202ZM211 201H213V202H211ZM123 202V201H122ZM228 202V203H227ZM99 203H100V205H99ZM133 202L132 201H130V200H127L126 202H125V200H124V203H123V205H124V207L126 208V210H124V212L125 211H127V210H129V209H127V206L129 205L130 207H133V205H135V201H134V203L132 204ZM188 203V202H187ZM162 204V205H161ZM168 204V205H169ZM127 205V206H126ZM169 205V206H170ZM204 205V206H203ZM97 206H99V207H97ZM129 206H128V208H129ZM184 207L186 206L185 204L183 205ZM182 206V209H184V207ZM202 206H203V208H202ZM121 207V206H120ZM123 206L121 207V210H123V209H125ZM159 207V208H158ZM162 207H165V206H162ZM170 207V208H171ZM197 207V208H196ZM210 207V208H209ZM177 208V211L175 210ZM193 208V209H192ZM205 208V209H204ZM208 208V209H207ZM101 209H103V208H101ZM158 209H160L161 210V212L158 210ZM163 209V208H162ZM185 209H186V207H185ZM183 210V212L185 211L186 212V210ZM203 209V210H202ZM38 210V209H37ZM211 210L213 211V212H211ZM252 210H254V209H252ZM38 211H40V209L38 210ZM98 211V210H97ZM100 211V210H99ZM157 211H159L158 212V214L156 213ZM170 211V212H169ZM218 211H219V213H218ZM226 211H227V213H226ZM103 212L105 213V210H103ZM123 212V213H124ZM174 212V213H173ZM211 212V213H210ZM126 213V212H125ZM124 213V214H125ZM155 213V214H154ZM170 213L172 214V215H170ZM213 213V214H212ZM211 216L210 218H209V215ZM214 214L216 215V216H214ZM219 214V215H218ZM226 214H227V216H226ZM229 214V215H228ZM156 216V217H154L153 218V216ZM168 216V217H165V219H164V216ZM212 215H213V217H212ZM218 215V216H217ZM221 215H224L227 219H225V220H227V222H225L223 219H224V216H222V218L220 217ZM125 216H130V214H125ZM215 217V218H214ZM217 217V218H216ZM219 217H220V219H222V221L224 222V225H223V222H221V220L219 219ZM155 218H156V220H155ZM169 220H168V219ZM164 219V220H163ZM229 219V220H228ZM155 220V221H154ZM218 220H220L219 222H218ZM150 221V220H149ZM228 221H229V223H228ZM154 222H155V224H154ZM176 223V224H175ZM182 223H183V221H182ZM213 223V224H212ZM215 223V224H214ZM225 223H228V224H225ZM164 224H165V226H164ZM167 224H169V225H167ZM173 224V225H172ZM220 224H222V225H220ZM137 225V226H138ZM176 225H179L178 227L176 226ZM213 225V226H212ZM172 226H176V230H175V233H174V231H172V229H173V227ZM211 226H212V228H211ZM215 226H216V231L214 230V228H215ZM219 226V227H218ZM221 226H222V228H221ZM226 227V228H225ZM152 228V229H151ZM155 228V229H154ZM159 228H161L160 230H159ZM165 228V229H164ZM225 228V229H224ZM211 229H213V231H215V232H213V234H212V232L210 231ZM180 230H183V231H181L180 232ZM218 230H221V231H218ZM223 230H225V232L223 231ZM141 231H142V233H141ZM153 231V232H152ZM160 231V232H159ZM162 231V232H161ZM176 231H177V233L179 234H177L176 233ZM223 231V232H222ZM152 232V233H151ZM158 232V233H157ZM173 233V234H175V235H173V234H171V233ZM209 232V233H208ZM219 232H220V234H219ZM168 233H169V235H168ZM207 235H209V236H207ZM230 233V232H229ZM256 233V232H255ZM18 234V233H17ZM219 234V235H218ZM15 235H16V232H15ZM14 235V236H15ZM142 235V236H141ZM167 235V236H166ZM177 235H178V237H177ZM221 235V236H222ZM227 235V234H226ZM229 235V234H228ZM13 236V237H14ZM145 236V238H142V237H144ZM204 236H205V239H204ZM142 239H141V238ZM173 237H176V238H173ZM179 237H181V238H179ZM211 237V238H210ZM148 238V239H147ZM170 238V239H171ZM179 238V239H178ZM213 238V239H212ZM154 239V240H153ZM166 239V240H165ZM182 239V240H181ZM201 239H202V241H204L203 243L201 242ZM211 241H210V240ZM145 240V241H144ZM164 241V243L163 244H161V242H163ZM171 243V241L170 240H167V242L165 243L166 244V247L167 248H170V247H174V246H177V242H174L173 243V245H172V243H171V246H170V243ZM209 242V243H207V242ZM189 242V244H187ZM214 242V243H213ZM160 243V244H159ZM168 243H169V245H168ZM177 243V244H176ZM197 243H199V244H197ZM201 243L203 244V245H201ZM176 244V245H175ZM187 244V245H186ZM193 244V245H192ZM195 244V245H194ZM207 246H205V245ZM185 245V246H184ZM197 245V246H196ZM201 245V247H198V246H200ZM209 245H211L210 247H209ZM228 246H230L229 244H227ZM226 245V247H228ZM165 246V245H164ZM181 246V247H180ZM204 246L206 247V248H204ZM198 248V249H196V248ZM225 246H223L222 248H224V250H225V248H226ZM210 248V249H209ZM196 251H195V250ZM201 249V250H200ZM188 250V251H187ZM192 250V251H191ZM198 250V251H197ZM200 250V251H199ZM204 250L205 251H207L206 253H207V255H208V252H210V254H211V256H210V254L207 256V257H209V259H210V257H213V258H211L210 260L205 256L206 255V253L204 252ZM187 251V252H186ZM196 252V253H195ZM200 254H198V253ZM203 252V253H202ZM213 252V253H212ZM166 254V256H164V255H162V257H161V261L165 258V260H163L162 261V264H168V263H170V264H178L177 263V261L179 260V259H177L175 256H172V255H168V253H165ZM190 254H191V256H190ZM197 254V255H196ZM212 254H215V255H212ZM193 255V256H192ZM196 255V256H195ZM216 255H219V256H217L216 257ZM164 256V257H163ZM199 256H201L200 258H199ZM203 256V257H202ZM215 256V257H214ZM257 256V255H256ZM190 257H191V259H190ZM196 257V258H195ZM167 258V259H166ZM199 258V259H198ZM202 258V259H201ZM207 258V259H206ZM214 258H215V260H214ZM218 258V259H217ZM223 258V259H222ZM137 259V258H136ZM171 259V260H170ZM175 259V260H174ZM195 259L198 261V263L197 262H195ZM201 259V260H200ZM254 259V258H253ZM253 259L252 260H250V262H251V264H258L261 260H258V263H256L257 261H255V263L254 262H252L253 261ZM256 259V258H255ZM179 260V261H180ZM193 260V261H192ZM200 260V261H199ZM209 260V261H208ZM214 260V261H213ZM263 260H264V258H263ZM169 261V262H168ZM204 261H205V263H204ZM164 262V263H163ZM200 262H203V263H200ZM216 262V263H215ZM191 263V264H192ZM263 263V261H261L259 264H262ZM264 264V263H263Z\"/></svg>",
	"mask_w": 264,
	"mask_h": 264
}]
</instances>
